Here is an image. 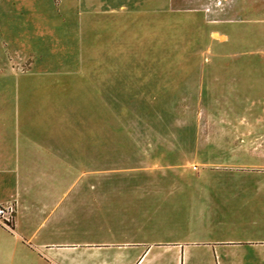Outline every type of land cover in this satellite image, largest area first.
<instances>
[{
  "label": "rangeland",
  "instance_id": "1",
  "mask_svg": "<svg viewBox=\"0 0 264 264\" xmlns=\"http://www.w3.org/2000/svg\"><path fill=\"white\" fill-rule=\"evenodd\" d=\"M15 138L73 168L75 217L148 216L210 242L201 264H264V0H0Z\"/></svg>",
  "mask_w": 264,
  "mask_h": 264
},
{
  "label": "crops",
  "instance_id": "2",
  "mask_svg": "<svg viewBox=\"0 0 264 264\" xmlns=\"http://www.w3.org/2000/svg\"><path fill=\"white\" fill-rule=\"evenodd\" d=\"M25 139L0 140V201L18 200L13 230L0 226V264H201L203 255L216 253L210 242L190 234L170 238L155 233L152 217H75L67 203L74 197L75 183L67 177L73 168L53 164L57 156L51 146ZM114 186L76 185L87 190ZM79 220L97 224L99 234L76 231Z\"/></svg>",
  "mask_w": 264,
  "mask_h": 264
},
{
  "label": "built area",
  "instance_id": "3",
  "mask_svg": "<svg viewBox=\"0 0 264 264\" xmlns=\"http://www.w3.org/2000/svg\"><path fill=\"white\" fill-rule=\"evenodd\" d=\"M17 210L18 200L16 198L0 201V225L8 230H13Z\"/></svg>",
  "mask_w": 264,
  "mask_h": 264
}]
</instances>
